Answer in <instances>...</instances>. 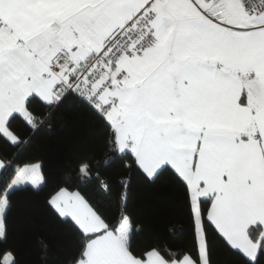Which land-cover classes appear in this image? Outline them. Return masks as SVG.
I'll use <instances>...</instances> for the list:
<instances>
[{"label": "snow or ice", "instance_id": "obj_1", "mask_svg": "<svg viewBox=\"0 0 264 264\" xmlns=\"http://www.w3.org/2000/svg\"><path fill=\"white\" fill-rule=\"evenodd\" d=\"M73 108L94 154L74 152L49 188L21 156ZM134 182L171 189L186 227L140 221ZM24 195L43 197L62 240L22 222ZM36 251L264 264V0H0V264Z\"/></svg>", "mask_w": 264, "mask_h": 264}, {"label": "trees", "instance_id": "obj_2", "mask_svg": "<svg viewBox=\"0 0 264 264\" xmlns=\"http://www.w3.org/2000/svg\"><path fill=\"white\" fill-rule=\"evenodd\" d=\"M96 133L89 124L86 115L78 109H71L66 118L53 121L50 129L45 130L35 140L33 147L21 156L24 161H41L43 170L49 180V188L55 183L64 167L74 164L69 156L79 151L83 154H94L90 146L95 143ZM114 183L121 178L117 166L110 169ZM90 191V189H84ZM21 220L32 230L48 237L53 243L62 240L57 225L48 217L43 197L24 195L20 198ZM175 193L167 187L148 188L139 183L133 185L132 201L129 210L143 223L161 227L163 223L177 222L186 227L185 215L180 210ZM186 237L178 235L177 240ZM38 251L29 253V264H35Z\"/></svg>", "mask_w": 264, "mask_h": 264}]
</instances>
